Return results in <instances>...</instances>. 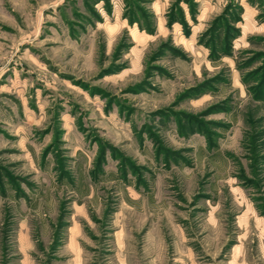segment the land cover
<instances>
[{
  "label": "rangeland",
  "instance_id": "rangeland-1",
  "mask_svg": "<svg viewBox=\"0 0 264 264\" xmlns=\"http://www.w3.org/2000/svg\"><path fill=\"white\" fill-rule=\"evenodd\" d=\"M74 223L82 264H264V0H0V264Z\"/></svg>",
  "mask_w": 264,
  "mask_h": 264
},
{
  "label": "crops",
  "instance_id": "crops-1",
  "mask_svg": "<svg viewBox=\"0 0 264 264\" xmlns=\"http://www.w3.org/2000/svg\"><path fill=\"white\" fill-rule=\"evenodd\" d=\"M84 238V234L81 231V228L77 223H74L73 227H71L70 230H68L66 234V248L73 254L72 262L73 264H82V259L80 258V252H81V239ZM20 241L23 243L21 245V250L23 252H26L30 249L28 242V237L26 234L20 235Z\"/></svg>",
  "mask_w": 264,
  "mask_h": 264
}]
</instances>
